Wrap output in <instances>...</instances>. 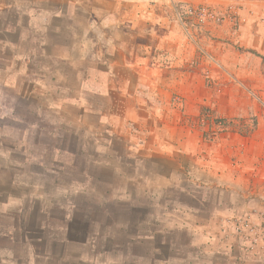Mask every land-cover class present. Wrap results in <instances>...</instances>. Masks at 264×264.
<instances>
[{
	"label": "crops",
	"instance_id": "crops-1",
	"mask_svg": "<svg viewBox=\"0 0 264 264\" xmlns=\"http://www.w3.org/2000/svg\"><path fill=\"white\" fill-rule=\"evenodd\" d=\"M179 4L207 5L226 17L225 27L197 28L194 17L183 27ZM149 7L176 15L147 16ZM225 34L247 55L264 57V0H0V70L13 68L1 59L23 61L29 88L22 113L12 97L0 98V264H185L191 249L214 241L209 219L241 211L239 153L198 158L206 139L188 112L172 109L170 89L180 81L168 76L199 60L200 78L191 72L185 83L199 88L189 114L210 107L232 121L246 116L234 82L240 72L245 87L261 89L264 105L261 63L243 64L221 41L209 48L211 36ZM228 50L231 94L209 95L208 56L223 62ZM211 74L222 82L219 71ZM252 114L264 139L257 99L248 101ZM249 147L253 160L260 156L259 144ZM160 153L166 163L152 159ZM262 182L264 190V174ZM256 191L248 192L249 207Z\"/></svg>",
	"mask_w": 264,
	"mask_h": 264
},
{
	"label": "rangeland",
	"instance_id": "rangeland-1",
	"mask_svg": "<svg viewBox=\"0 0 264 264\" xmlns=\"http://www.w3.org/2000/svg\"><path fill=\"white\" fill-rule=\"evenodd\" d=\"M157 1V0H155ZM154 2L152 6H156ZM167 7V6H165ZM205 9L207 14H201V10ZM149 10H152V7H149ZM148 10V11H149ZM182 17V22L180 20L179 23L185 26H188L189 23L193 22L191 17H194V25L197 28H202L204 26H211L210 23H214L216 25L225 27V16H218L215 11L207 6V5H198L192 7H185L184 5L178 6L176 9ZM153 12L145 11L147 16L152 15H160V16H173L175 14V9L169 10L172 11L173 14L168 12V10L164 7L159 10V8H154ZM205 15V16H204ZM191 18V19H190ZM234 25V26H233ZM233 27H236L237 24L234 23ZM229 27V26H228ZM221 35V34H220ZM217 41H221L224 47H229L228 45L234 46V50L238 55V60L242 61L243 64H252L256 65L257 61L261 63V67L264 68V57H259L261 59L257 60L255 57L247 55L245 50L239 48L234 42L229 39L228 34L219 37H210L208 41V46L211 48L216 45ZM193 46L196 47V53L199 54V44L200 42L197 40L196 42L193 40L191 42ZM1 51H5V49H0ZM7 50V49H6ZM229 50L224 53V61L215 62L211 58H214L209 54L208 56V69L215 71H219L222 75V82L220 84H215L217 81L213 77V74L207 72L205 74V78L208 81H212L209 85V95L215 94L218 92V95H230L231 94V77L230 74L226 71V63L231 59ZM195 60V59H194ZM10 62V64H9ZM1 63L6 66H12L11 70H0V98L7 99V97H12L11 102L14 99L13 109L16 113H22V111L29 104L25 97L28 95L29 88L23 86V76L25 75V68L23 61H11V60H3L1 59ZM195 69L184 70L183 65L180 66L176 72L169 73V81L176 82L180 81L176 84V88H171L170 92L172 95V109L176 111H181L182 113L188 112L185 114V117L191 118V126L192 129L197 130V132L201 133L202 137L206 139V143L208 145V152L203 153L205 156L199 157L201 160H207L210 162V156L213 160L211 162H215L216 152L221 153L223 160L231 159L232 148H234V154L238 150L240 157V176H241V184H240V198H241V211L240 213L232 214L224 216H218L213 220L209 219L210 225L214 228V241L209 242L208 246L204 249H191V253L189 255V259L186 260L185 264H264V197H263V182L262 176L264 174V163H263V152H264V139L262 138L259 131V118L255 115H247L248 109V101L257 99L259 104L262 105V95L260 94V88L250 89L243 85V81H245V73L240 72L236 73L234 76V82H239V89L237 94L240 98V110L242 114L246 116H241L238 120L232 121L231 118H221L217 117L210 107H203L198 114L196 112H190L189 102L194 98L199 96V88L198 87H186L185 83L188 82L189 74L195 73V79L198 80L200 78L199 74V60H196L193 63ZM186 67V66H185ZM213 73V72H212ZM262 76H264V71L262 72ZM233 81V80H232ZM184 83V86H183ZM163 92L167 94L168 89H161ZM12 109V108H11ZM226 109V108H225ZM228 109V108H227ZM2 122L0 121V124ZM183 124V120L181 121ZM259 144L261 150L259 151L260 156L257 154L254 155L255 161L253 160V154L250 150V145L253 142ZM221 148L220 151H214L216 148ZM223 149V150H222ZM236 151V152H235ZM236 155V154H235ZM252 157V160H250ZM156 163H166V157L160 154H156L153 158ZM180 160V163L186 162L183 155H179L176 158ZM254 161V162H253ZM231 163H228V171L226 172L227 179L231 178ZM235 169L233 175L235 177ZM254 176L253 180L250 181V185L246 178L248 176ZM245 178V179H244ZM259 179V180H258ZM258 181V182H257ZM250 187V188H249ZM253 188H256V200L255 205L253 207L248 206V192L252 191ZM231 189L227 193H224V204L226 205L225 209L232 208L233 204V193L230 192ZM250 190V191H249ZM207 195L209 199L214 200L216 198V191L214 189L208 190ZM251 195V194H250ZM238 198L237 195H235ZM214 207V206H213ZM212 207V208H213ZM214 209V208H213ZM225 209L223 211H225ZM224 219V222H223ZM202 220L204 221L203 217ZM182 264V263H180Z\"/></svg>",
	"mask_w": 264,
	"mask_h": 264
},
{
	"label": "built area",
	"instance_id": "built-area-1",
	"mask_svg": "<svg viewBox=\"0 0 264 264\" xmlns=\"http://www.w3.org/2000/svg\"><path fill=\"white\" fill-rule=\"evenodd\" d=\"M200 12H201L202 15H203V14H205V15L207 14V12H206L205 9H202ZM205 15H204V16H205Z\"/></svg>",
	"mask_w": 264,
	"mask_h": 264
}]
</instances>
